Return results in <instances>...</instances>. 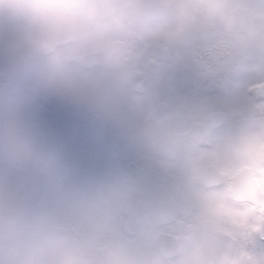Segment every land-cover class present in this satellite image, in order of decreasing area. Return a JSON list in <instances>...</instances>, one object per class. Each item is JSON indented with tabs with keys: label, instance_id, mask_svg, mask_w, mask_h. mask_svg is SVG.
<instances>
[{
	"label": "clouds",
	"instance_id": "obj_1",
	"mask_svg": "<svg viewBox=\"0 0 264 264\" xmlns=\"http://www.w3.org/2000/svg\"><path fill=\"white\" fill-rule=\"evenodd\" d=\"M156 8L150 0H0V264H170L181 220L164 204L189 170L118 149L133 194L116 199L106 175L74 166L41 128L53 105L77 119L103 114L115 127H140L148 86L135 80L130 43L155 39ZM157 176L169 183L157 187Z\"/></svg>",
	"mask_w": 264,
	"mask_h": 264
},
{
	"label": "flooded vegetation",
	"instance_id": "obj_2",
	"mask_svg": "<svg viewBox=\"0 0 264 264\" xmlns=\"http://www.w3.org/2000/svg\"><path fill=\"white\" fill-rule=\"evenodd\" d=\"M150 2L162 13L155 39L130 43L138 56L135 80L148 86L140 127L133 132L103 114L91 118L112 160L85 161L82 170L102 172L121 199L133 189L118 149L134 147L152 158L148 163L179 160L188 176L164 204L181 220L170 264H181V239L203 227L218 241L244 246L250 261L253 241L264 244V0ZM154 183L169 182L157 176Z\"/></svg>",
	"mask_w": 264,
	"mask_h": 264
},
{
	"label": "rangeland",
	"instance_id": "obj_3",
	"mask_svg": "<svg viewBox=\"0 0 264 264\" xmlns=\"http://www.w3.org/2000/svg\"><path fill=\"white\" fill-rule=\"evenodd\" d=\"M251 75L253 74L248 72V76ZM243 94L244 92L237 97ZM92 120L74 118L66 109L53 105L43 112L41 128L67 149L71 163L82 170L81 166H84L82 162L100 160L110 164L112 160L110 148L103 143L99 132L91 128ZM244 154L248 158L246 147H244ZM221 205L232 206L223 201ZM212 233L203 227L196 228L190 235L183 237L182 244L180 243L181 250L177 254L182 255L181 264H264V244L260 245L253 241L250 249L251 258L248 261V255H244V246L235 245L234 247L231 243L218 241Z\"/></svg>",
	"mask_w": 264,
	"mask_h": 264
},
{
	"label": "water",
	"instance_id": "obj_4",
	"mask_svg": "<svg viewBox=\"0 0 264 264\" xmlns=\"http://www.w3.org/2000/svg\"><path fill=\"white\" fill-rule=\"evenodd\" d=\"M176 250L172 251L171 253L175 252Z\"/></svg>",
	"mask_w": 264,
	"mask_h": 264
}]
</instances>
